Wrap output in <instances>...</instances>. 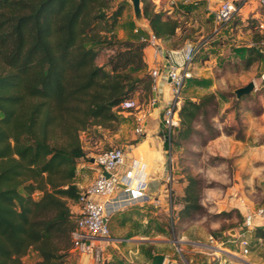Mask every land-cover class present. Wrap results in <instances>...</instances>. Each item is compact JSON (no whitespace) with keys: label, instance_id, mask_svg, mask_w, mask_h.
Instances as JSON below:
<instances>
[{"label":"trees","instance_id":"16d2710c","mask_svg":"<svg viewBox=\"0 0 264 264\" xmlns=\"http://www.w3.org/2000/svg\"><path fill=\"white\" fill-rule=\"evenodd\" d=\"M112 3L0 0V264H25L30 248L40 252L38 264H51L72 248L70 200L80 193L78 163L88 158L80 133L118 119L117 106L145 80L133 71L146 67L148 41L118 37L113 28L125 6ZM143 13L158 36L176 33L177 20L148 2ZM256 42L246 48L247 65L264 57V33ZM105 47L111 53L100 64ZM217 104L213 92L185 97L171 139L190 138ZM200 198L201 180L189 175L179 215L202 210ZM255 235L264 239L263 225Z\"/></svg>","mask_w":264,"mask_h":264},{"label":"rangeland","instance_id":"374dc122","mask_svg":"<svg viewBox=\"0 0 264 264\" xmlns=\"http://www.w3.org/2000/svg\"><path fill=\"white\" fill-rule=\"evenodd\" d=\"M145 2L177 20L176 33L164 37L169 46L180 47L188 41L199 45L195 59L197 69L187 80L184 91L196 99L213 92L218 104L215 109L209 106L210 113L200 117L190 138L179 143L171 139L166 146V167L175 182L171 201L166 199L165 204L159 206L133 205L115 212L109 222L112 239L99 259L71 248L51 264L117 261L151 264V253L161 242H167L165 255L170 259L164 264H171L172 258L180 257L191 264H251L249 258L264 262V242L256 239V228L247 232L252 245L248 255L242 256L246 261L240 263L226 254L240 252L238 234L243 229V209L264 204V57L250 65L245 62L247 46L257 43L259 35L264 33L261 25L264 6L255 9L249 4L242 6L231 21L221 24L209 0H144L142 7ZM120 3L125 6L124 12L113 28L118 37H148L147 18L144 17L143 23L138 21L132 0H113L112 4L115 8ZM110 53V48H103L98 63L103 64ZM133 72L145 78L139 82L138 90L146 87L150 80L146 69ZM250 82L254 87L242 95L238 90ZM136 92L134 96L142 103L145 100V104L149 103V90L145 94ZM117 114L116 120L92 123L81 131L88 158L80 160V164L88 163L91 155L101 150L137 144L143 139L135 133L136 122L134 124L132 115L118 111ZM230 131L232 134L227 133ZM240 135L244 138H237ZM161 137L165 139L163 131ZM81 172L85 173L79 175L81 181L91 175L87 166L82 167ZM189 175L201 180L203 209L190 217H181L179 199L185 192ZM41 194L39 190L34 192L36 198ZM41 259L40 252L34 248L23 256L25 264H38Z\"/></svg>","mask_w":264,"mask_h":264},{"label":"built area","instance_id":"2783aa9c","mask_svg":"<svg viewBox=\"0 0 264 264\" xmlns=\"http://www.w3.org/2000/svg\"><path fill=\"white\" fill-rule=\"evenodd\" d=\"M248 1L209 0V3L215 12L217 22L224 24L231 21L237 11ZM256 1L264 6V0ZM261 25L264 26V23L262 22ZM146 39L148 45L154 48L156 57L163 53L165 49L162 43L163 37L151 31ZM198 50L199 45L191 41L180 47L168 49L167 75L172 86V98L165 106L162 115L161 126L165 141H171L172 135L180 124L182 89L187 80L194 76ZM160 69V66H154L151 70L152 75L156 77ZM154 102L155 99L151 98L149 106L152 107ZM117 108L134 113L135 133L143 137L150 108L141 107L140 101L135 96L123 100ZM133 147L134 143L116 145L92 155V163L96 169L95 176L86 186L80 188L79 196L75 201L78 209L72 210L75 221V227L71 233L72 249L96 255L99 259L105 245L112 239L109 222L116 211L147 201L160 203L158 196L151 195L147 191L145 174L137 171V165L126 166ZM167 180L172 181L171 174ZM119 189H122V192L116 194ZM243 216V229L238 235L242 255H247L252 245L247 232L258 226L257 219L264 220V204L246 208ZM216 255L220 258L219 254ZM171 264H191V262L180 257L171 260Z\"/></svg>","mask_w":264,"mask_h":264},{"label":"crops","instance_id":"0c3cea01","mask_svg":"<svg viewBox=\"0 0 264 264\" xmlns=\"http://www.w3.org/2000/svg\"><path fill=\"white\" fill-rule=\"evenodd\" d=\"M247 4L251 5L254 9L258 8L262 5H260L256 0H249L246 4L243 5L246 6ZM256 13H259V11H257ZM147 29V28H146ZM148 32H151V29L148 28L147 29ZM142 38H146V37H142ZM162 43L164 45V51L161 55L159 56H155V51L154 48L152 46H147L145 48V60H146V67L144 69H146L147 74H149L150 76V80H149V87H144L141 90H138L136 93H141L145 94L147 93V91L149 90L150 94L147 96L148 98H150L149 100H151V98L155 99V102L153 104V106H149L148 104H145L147 102V100H145V103H142L143 101L136 96V98H138V100L140 101V105L141 107H146V108H150V115L148 117L147 123H146V127H145V134L142 137L143 139L141 141H139L137 144H134L133 149L131 150V152L129 153L128 156V161H127V165L129 166L131 164H135L137 165L138 168V172L140 173V171H142L145 174V183L147 186V191L154 196H158L160 198V203H153L151 201H147V202H143V203H139V204H135V205H154V206H159L161 204H165L166 199H169L171 201V197L173 194V190L175 189V182H174V176L168 172L167 167H166V161H167V156H166V141L163 137H161V132H162V115H163V110L165 108V106L170 102L171 98H172V86L169 82V78L167 75V70H168V49L172 48L171 46H169L168 44V40L166 38L163 37L162 39ZM154 66H160V73L154 77L151 73V70ZM197 66L195 63V70H194V75L196 72ZM186 86V85H185ZM184 86V88H185ZM189 92L184 91L182 92V101L185 97H191L196 99V97L194 96H190L188 94ZM147 99V98H146ZM182 104V102H181ZM118 113L119 112H125L126 115L130 114L133 116V122L135 124V117H134V113L129 111V110H117ZM128 112V113H127ZM84 159V158H82ZM81 159V160H82ZM85 160V159H84ZM80 162V161H79ZM87 166L91 172V175H86L87 179L84 181H81L79 178V175H83L85 173L82 174L81 169L82 167ZM95 165L92 163V155L88 160V163L86 162H82L81 164H78V173L76 175V183L77 185L81 188L86 186L91 180L92 178L95 176ZM172 175V181H168L167 178L169 175ZM122 189H119L116 191V194L121 193ZM178 193H181V190L177 191ZM72 210L75 211L78 209V206L76 204V202L74 201L73 203H70ZM133 206V205H130ZM128 207V206H127ZM176 207V206H175ZM126 208V207H125ZM123 210V209H121ZM121 210H118L116 212H119ZM246 212V209H243V215ZM257 223H261V225L264 226V220L261 219H257ZM237 231H239L238 227H236ZM112 234V233H111ZM256 239L258 241L264 242V239L261 237L256 236ZM144 247V246H142ZM166 249H167V242H161L159 243V246H156L155 249H153V252L151 253V257L150 261H152L154 254L156 253H163L166 254ZM235 253V254H234ZM230 256V258H234L235 260L241 261L240 263L246 261L245 258H242V256H247V255H242V249L240 247V252L238 254L237 251L229 252L226 253ZM174 258H172L173 260ZM166 260L169 262L170 259L169 257L166 255ZM149 261V262H150ZM248 261V260H247ZM249 261H251V264H264V262L259 263V261H261L258 258H249ZM112 264H131L129 261L124 262H114Z\"/></svg>","mask_w":264,"mask_h":264},{"label":"water","instance_id":"95a60500","mask_svg":"<svg viewBox=\"0 0 264 264\" xmlns=\"http://www.w3.org/2000/svg\"><path fill=\"white\" fill-rule=\"evenodd\" d=\"M134 10L136 13V18L140 23H143L144 19V13H143V7H142V0H132ZM254 87V83L250 82L248 85L240 88L238 91L244 95L245 93L250 92V90ZM166 259V255L163 253H156L153 256V259L151 261V264H164Z\"/></svg>","mask_w":264,"mask_h":264}]
</instances>
